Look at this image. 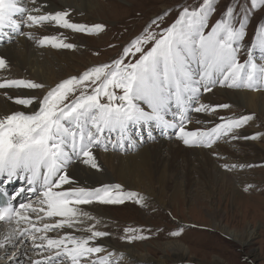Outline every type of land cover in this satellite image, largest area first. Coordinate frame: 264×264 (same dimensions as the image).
<instances>
[{"label": "snow or ice", "instance_id": "6c2138e0", "mask_svg": "<svg viewBox=\"0 0 264 264\" xmlns=\"http://www.w3.org/2000/svg\"><path fill=\"white\" fill-rule=\"evenodd\" d=\"M257 5H264V0H252V7ZM213 10V0H202L198 7L191 9L185 6L176 21L160 32L151 30L157 23L153 20L141 35L123 47L118 58L64 79L42 97L21 92L44 89L45 85L6 75L9 64L0 56V90L17 92L15 96L7 91L0 95L24 108L38 105L31 112L17 110L0 114V176L6 174L10 180L22 174L30 186L27 190L36 195L38 205L20 204L19 209L10 204L0 207V221L11 222L16 218L17 224L24 221L30 226L24 230L13 228L0 241V248L27 232L34 249L49 253L33 264H112V254L91 259L104 248L90 246L89 242L108 235L93 230L94 226L77 229L89 232L88 236L69 233L52 238L46 235L59 229L76 228L77 223H83L82 217L90 219L80 205H120L137 197L136 193L124 192L120 184L73 187L67 171L72 164L82 163L99 170L95 149L107 151L109 145L113 149L138 147L144 139L140 135L136 140L134 135L147 131L151 139L153 126L164 134L172 130L184 145L207 148L221 140L260 136L259 133L252 137L239 136L238 130L253 119L252 115L219 117L220 122L210 128L189 130L186 127L192 122V112L213 114L217 109L230 107L200 103L202 92H212L218 85L248 90L264 87V63H255L251 53L243 63L238 59V45L245 35V10L240 6L243 19L238 21L237 6H228L223 17L206 33L209 13ZM69 15L68 11L43 12L38 0H0V40L25 35L40 46L73 49L76 45L65 42L62 33L36 37L22 28L55 25L86 34L104 30L102 24L73 23ZM259 35L260 47L264 50V26ZM136 54H139L136 59H126ZM222 167L230 170L236 165ZM64 185L69 187L65 189ZM141 200L138 198L136 202ZM27 212L36 214L41 221L47 217L52 222L36 227ZM57 217L62 219L56 220ZM182 230L170 235L179 236ZM124 231L129 235L122 238L129 242L148 238L137 235L135 228ZM41 232L45 234H35Z\"/></svg>", "mask_w": 264, "mask_h": 264}, {"label": "rangeland", "instance_id": "374dc122", "mask_svg": "<svg viewBox=\"0 0 264 264\" xmlns=\"http://www.w3.org/2000/svg\"><path fill=\"white\" fill-rule=\"evenodd\" d=\"M87 1L91 4L97 3L101 5V9L96 11L94 17L90 18L94 23L96 22L95 24L104 25V30L99 33L86 34L73 32L72 30L56 26L57 30L63 34V37H66L65 42L72 43L71 41H73L75 37H80L79 40L76 39L75 41H82L81 43H83V46L80 49L81 52L76 53L77 51H75L74 48L70 50L63 49V51L60 52L75 54L77 60L72 63L70 68H68L67 64L64 62L59 65V68L63 67L62 69H66L63 71L64 73L58 71L62 77L59 82L72 76H78L92 66L111 62L120 55L122 47L127 46L133 39L141 35L144 29L150 25L153 20H156L157 23L152 26L151 30L160 32L175 22L174 20L179 16L180 11H182L185 6L191 9L198 7L199 4L202 3V0ZM230 5L237 6L238 21L243 19V14L240 13V6H242L247 15V19L244 21L245 35L238 45L240 49L238 53L239 61L241 63L245 62L249 57V53H251L255 63H264V59H262V57H264V50L260 47L261 37H258L260 36V28L264 26V5L252 7V0H213L214 10L209 13L208 27L205 29V32L207 33L210 31L211 27L223 17L227 7ZM69 12L73 13L72 10ZM160 17H162V19H159ZM86 23L90 24L86 26L95 25L88 21ZM236 27H239V23L236 24ZM22 36L23 35L20 37ZM32 41L33 40L30 42ZM32 44L37 49H40L36 46V40H34ZM45 46L46 49L59 52L58 48H52L50 45ZM138 55L139 54H136V56H129L126 59L134 60ZM42 56L43 55H40V57ZM225 88L227 91L231 92L247 91V89H230L218 85L213 88L212 92H202L200 103L209 104L203 102V98H206L207 95L213 93L216 89L225 90ZM45 90L46 89H38L35 92H37L39 97H42L46 92ZM259 90V92L264 93V87ZM249 91L253 92L254 90H248L247 92ZM220 104H224L223 101L219 103L216 102V104L213 105ZM226 104L230 105V109H217L213 114L202 113L205 120L203 123H200L201 127H212L215 123L220 122L219 117L252 115L253 119H251L247 125L238 130L239 136L252 137L251 135L248 136V134L253 132L250 123H255L254 128L257 130L262 128L264 137V118L255 112H252V114H245L247 109L242 108V106L235 104L233 105L234 107H231V103ZM191 114L193 115V112ZM189 124H192V122ZM189 124L186 127L191 126ZM133 132L135 133L136 130H133ZM160 133L158 136L162 137L163 135L160 136ZM141 134H143V137L146 136V139L149 138L147 131H142L139 135H134V139L138 140ZM169 134L172 135V130H169ZM171 139L173 142L175 140L183 143L173 135ZM151 140L156 142V139L154 138ZM254 142L258 143V145H262V147H260V152L264 153V138H262L261 135L258 139L240 138L229 141L221 140L211 148L197 146L200 147L198 149L210 151L212 153L211 157L216 160L217 167L216 171H211V173H216L219 181L212 177H207V179L206 175L204 176L206 173L201 168H197L195 175L198 177L194 182L192 181V188L184 187V181L181 180V191L183 192V195L175 200L171 204V207H167V200L165 201L166 204H164L163 198L160 197L161 199L157 200L155 198V200H153L149 195H142L141 203L136 202L138 197L127 199L120 205H101L95 203L97 206L89 205V208L92 207L91 209L93 210L97 209L98 214L100 211L101 212L99 216L98 214L92 215L87 224L89 227H93V224H91L90 221L93 218V222L98 219L96 222L97 224H95L96 226L94 225L93 229L103 230L104 232L111 234L103 241L109 243L112 241L110 244L114 243L113 245L116 246H133L141 253L144 250L147 253V250L149 249L152 252L151 256H154L153 258L155 260L162 259L163 257L168 259V254L166 252H159L156 254V252H158L157 249L163 244L176 243L183 245L186 250H188L183 261L170 259L168 260V264H264V156L258 154L256 156V153H254L256 151L252 148L254 145L251 144H254ZM234 143L236 145H234ZM143 145V143L142 145L139 144V146L144 147ZM218 145H223L227 148L229 147L228 150L232 151V155L229 156L228 154L219 153L220 151L217 149L214 150V147ZM183 146L185 145L183 144ZM140 149L138 151L135 150L134 153H127L126 155H139L144 148ZM224 162L229 166L237 165L234 168H230V170H226L222 167V165L225 164ZM222 172H228L229 176L238 173V182H230L234 189L231 185H226V182L221 180L222 177L220 175ZM199 174L202 175L204 179L200 178ZM196 182H200L201 185L196 184ZM213 186H216L217 189ZM178 187L179 186H177V188ZM202 187L204 189H202ZM210 187L212 189H210ZM246 188L247 190H245ZM144 192L146 193V191ZM187 194L191 198L196 197V200L199 197L198 201L201 204L198 205L199 203L196 201L194 203V201H192L191 207L188 201L183 200L184 197H188ZM78 225L82 226L81 223ZM126 228H135L138 230L136 233L137 235H143L148 238L129 242L127 239L122 238L129 235L124 231ZM179 229H183L181 235H170L171 232ZM232 232L240 238L239 241L232 240L230 235ZM252 232L253 235L251 236ZM27 238L28 236L26 239ZM26 239H23L22 242L24 243ZM242 241L246 243H242ZM144 245L148 246L145 249H142L141 247ZM14 246L15 245L6 250V255L4 258L0 259L1 264L10 261L14 257V254L19 252L18 250L17 252L15 251L16 246ZM118 262V264H121L123 259H119Z\"/></svg>", "mask_w": 264, "mask_h": 264}, {"label": "bare ground", "instance_id": "6f19581e", "mask_svg": "<svg viewBox=\"0 0 264 264\" xmlns=\"http://www.w3.org/2000/svg\"><path fill=\"white\" fill-rule=\"evenodd\" d=\"M38 2L42 6L43 12H51V13H54L56 11L69 12L70 10H72L73 13L69 18L70 21L73 23H78L83 25H90L86 23L87 21L90 23H94V21L90 17H94L96 11L101 9L100 4L97 3L91 4L88 3L87 0H38ZM25 31L26 33L28 32L33 33L36 37H42L46 35L59 36L61 34V32L57 30L55 25H46L43 27L38 26L34 28L25 27L24 32ZM76 39L79 40L80 37H75L73 41L71 40L70 41L74 45H76L74 49L75 51H77L76 53H78L81 52L80 49L83 46V43H81L82 41H75ZM31 40L30 39L27 40V37H25V35H23L22 37H20V35H14L12 39L5 38L3 40H0V56L5 58L9 64V69L6 75L11 76L12 78H24L35 81L37 83H41L45 85L44 89H46L45 91H47L49 88L54 87L62 79L58 71L63 72L66 69H62L63 67L59 68V65L64 62L67 64L68 68H70L72 66V63L77 60V57L75 56V54L60 53L63 51V49H59V48H58L59 52H56V50L51 51V49L50 50L46 49V46H40L38 43L36 44V46H38L40 49H37L32 44L34 40L30 42ZM40 55L43 56L40 57ZM2 91H7L8 94L12 96H15L17 94L16 90H10V89L0 90V92ZM20 91L26 95L38 96L37 92H35L36 90H20ZM247 91L231 92V91H227L226 88L225 90L216 89L213 91V93L207 95L206 98L204 97L205 99L203 98V102L213 105L216 104V102L219 103L223 101L224 104L231 103V107H234L233 105L236 104L242 106V108L247 109L245 114L246 113L252 114V112L253 113L255 112L258 115H260L262 118H264V93L259 92L260 90L259 91L254 90L253 92L250 91L247 92ZM37 108L38 105L36 104H34L29 108H24L23 106L20 105L16 106L11 101L6 100L3 95H0V114L10 113L12 111H17V110L31 112L33 110H36ZM190 115L192 116V124H189L191 126L187 128L189 130L202 128L201 124L199 125L198 123H196L197 120L204 122L205 119L202 113L193 112V115L191 113ZM250 126L253 128V132L248 134V136L249 135L254 136L260 132L259 134L261 135L262 138H264L262 133V128L258 130L254 128L255 123L254 124L250 123ZM160 132H162V130L160 131V129H157L153 126L152 138L156 139V142H153L151 140L152 138L146 139L145 138L146 136H144L143 137L144 147L138 146V147L128 148L126 146L125 149H119V148L113 149L109 145L107 151H104L103 149H95L94 154L97 158L99 170L93 169L90 166L84 165L82 163L72 164L67 170L68 174L72 179V186L97 188L105 184L108 185L120 184L124 192L136 193L138 198H141L142 195H149V197L151 196L153 200H155V198L157 200L163 198V203L166 204L165 201L167 200L168 203L166 204L167 207L169 206L171 207V204L175 200H177L180 196L183 195V192L181 191L182 188L181 185L182 183H180L181 180L184 181L183 182L184 187H189L190 189L192 188L191 185L192 181L194 182V180L198 177L195 175L197 168H201L206 173L204 174V176L206 175V178L212 177L215 180L217 179L219 181L217 174L211 173V171H216L217 165H216V160L211 157L212 153L210 151L198 149L201 146L200 147L187 146V145L183 146V143L177 142L175 140L173 142V140L171 139L172 135L169 133L168 135L166 134L163 135L162 137H159L158 134ZM141 135L143 136V134ZM251 144L254 145L252 148H254V150L256 151L254 152L256 153V156L257 154L260 156H264V153L260 152L261 150L260 147H262L261 144L258 145V143L255 142L254 144L253 143ZM234 145L236 144L234 143ZM141 147L144 149H142ZM214 148H215L214 150L216 149L219 150L220 151V152L218 151L219 153L228 154L229 156L232 155V151L228 150L229 147L227 148L223 145H218L215 146ZM139 149L141 150V153L139 155H131V156L126 155L127 153H131V152L134 153L135 150L138 151ZM237 174H235L236 176L232 174H231L232 176H229L228 172L227 173L222 172L220 175L222 178L221 177L220 178L221 180H223V182H226V185L230 186L231 185L230 182L233 183L238 182L239 177L237 176ZM199 176L200 178L204 179L202 175L199 174ZM196 184L201 185L200 182L199 183L196 182ZM177 186L179 187L177 188ZM10 187H11L10 185L6 186L5 189H8ZM68 187H69L68 185L63 186V188L65 189ZM203 187L202 189H204ZM231 187L233 188L232 185ZM210 189L212 188L210 187ZM144 191H146V193ZM198 198L196 200V197L191 198L188 195V197H184L183 200L188 201L189 205L192 207V201H194V203L196 201L197 203H199L198 205L201 204L198 201L199 200ZM79 207L82 208L84 211L88 212L90 217L92 215L98 214L97 209L93 210L91 209L92 207L89 208V205L88 206L80 205ZM81 219L83 220V223H81L82 226L77 225L76 227L78 228L89 227V225L87 224V222H89V218L82 217ZM93 220L94 218L90 222L94 226L95 224H97L96 222L98 219L94 222ZM13 228L16 227H12L9 224L0 223V241H3L4 237L8 235L13 230ZM17 228H19L20 230H24V229H29L30 226L29 224L25 223L23 226ZM70 233L75 234V236H87V233H85L84 231H79L78 234L74 233L73 231H70ZM40 235H44V234L37 233V236ZM230 235L232 240L233 239L236 241L240 240V238H238V236L233 232L230 233ZM252 235L253 232L251 233V236ZM24 236L27 237L28 233L25 232ZM28 239L31 240L29 237ZM22 241L23 239H20L19 237L18 239H14V243L11 244L6 243L4 248H0V259L4 258V256L6 255V250L13 247V245L16 246V247L14 246L16 248L15 251L16 252L17 250L19 251L18 253L14 254V257L10 261H7L6 263L3 264H33L34 257H30L31 261H28L25 258V254H29V249L28 246L25 245ZM36 243H40V241L37 240ZM110 243L107 241H103V242L101 241L100 243L97 242L93 246H102L104 249H107L108 251H113L115 257L121 260L123 259V262H121V264H168V260L170 259L171 260L177 259L178 261H183L188 251L183 245L180 244H176V243L163 244L159 249H157L158 252H156V254L159 252L160 253L166 252L168 254V259L166 257H163L162 259L155 260L153 258L154 256L153 257L151 256L152 252L149 249L147 250V253L145 252V250L141 253L138 252V250L133 246H116L113 245L114 243L113 244ZM242 243H246V242L242 241ZM147 246L148 245L146 246L144 245L141 248L145 249ZM40 259H43V257L38 256L36 260H40Z\"/></svg>", "mask_w": 264, "mask_h": 264}]
</instances>
